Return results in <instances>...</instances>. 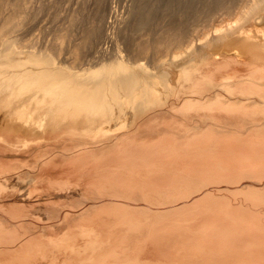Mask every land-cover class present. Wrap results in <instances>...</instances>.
<instances>
[{
    "label": "bare ground",
    "instance_id": "obj_1",
    "mask_svg": "<svg viewBox=\"0 0 264 264\" xmlns=\"http://www.w3.org/2000/svg\"><path fill=\"white\" fill-rule=\"evenodd\" d=\"M27 2L0 0V264H264V0H136L96 68L100 11L67 67L21 48Z\"/></svg>",
    "mask_w": 264,
    "mask_h": 264
},
{
    "label": "rangeland",
    "instance_id": "obj_2",
    "mask_svg": "<svg viewBox=\"0 0 264 264\" xmlns=\"http://www.w3.org/2000/svg\"><path fill=\"white\" fill-rule=\"evenodd\" d=\"M77 1H79V2H77ZM77 1L76 0H28L27 6H26V12H25V14L27 15V17L25 16L26 18H25L24 22L21 24L19 30L18 31H15V33H14V34L17 33V36H18V33H19V35L21 36V40L22 41L19 40L21 42V44H20L19 41H16V42L21 45V48L24 45L22 49H25L28 52L29 51L33 52V50L35 49L34 50L35 52H33V53H35L37 55L38 54L41 55V52L42 51H44V54H42V55L52 54L51 56H55L54 58H56V60L58 62H60V63H58L56 61L55 63L61 64L63 62V64H65V65L67 64V67H68V64L70 62H71L70 65H75L76 62H78V63H81L82 65L84 64L85 65V68H89V67L96 68V67L99 66V65H97V63L102 62L103 60L104 61L107 60L105 62L106 63L107 62L109 63V61L112 60L114 58V56H116L115 55V50H116V53H118V51H121V53L123 51H125V53L123 52V54L125 55L127 53L126 50H127V47L128 46H127L126 41H124L125 38H123L122 35H124V34L126 35V34H129L130 33L131 25H129V24H132L131 22L133 21L132 20L133 17L131 18V16H132L131 14H132V10L134 8L133 7L134 6L133 4L135 3V5H136V2H135L136 0H134V1L133 0H109V3H108V0H105L106 3L103 0L104 4H103V2H101V0H98V2L96 0L94 2V0H93L94 3L92 2V0H87V1L86 0H77ZM78 3L82 7V8H80L81 11H80V9H77V8L80 7L78 5ZM98 3L100 5L103 4L104 6L101 5L100 6L101 8L99 6H96V5H98ZM107 3H108V5H107ZM131 3H132V6H131ZM81 4H83V6ZM84 4H85V6H84ZM94 4H96V5L94 6ZM130 8H132V9H130ZM110 9L112 10V12H110ZM126 9L128 10L129 14H128V12H127ZM75 10L78 12V16H80L79 17L80 19L82 17L83 18L85 17L86 19L88 18V19H91V20H88V19L86 20L84 18L86 20V23H85V20L83 21V19L80 20L78 18V20L84 22L85 24L84 23L82 24L81 22L79 24L78 23L79 21L77 23L75 22L76 25L74 23V25H72L73 28L71 29L72 26L71 27L68 26V24H69L68 21H69V18L72 15H76V17H78L77 14H76V12H75ZM84 10H86L88 12V14H87L86 11L84 12ZM95 10L97 11V14H100L101 13L102 15H104L103 16L104 19H101L102 18V15L101 14L99 15V18L101 17L100 19L102 20V22L100 24L101 26L99 25V22H98L99 21V18H97V16H96L97 14L95 13L96 12ZM72 11L75 14L74 13L70 14ZM99 11H100V13H98ZM103 11L105 13H103ZM80 12H82V13H80ZM130 12H131V14H130ZM83 14H84V16H83ZM90 14L92 16L95 15L93 18L96 17L95 20H97L98 26H100V28L103 27V28H101V30L102 29L103 30L100 33V35L101 34H103V35L99 36L100 39H98L101 42L98 41V40L96 42V44L98 42H100L98 44H101V46H99V45H97V46H99L98 48L99 49L101 48V49L98 50V48H96L97 46L95 47L96 50L94 48H92L91 50H89V49L87 50V47H86V49H83V48H85L83 46L80 47V48H82L81 51L79 49H77V51L79 53L82 52L80 54L83 57H80V55L78 54V57L79 58H78V60L74 64V61H73L74 60V57H73V55H71V54H73V52H72L73 51V48L72 47L74 46V44L76 42H78L77 40H80V38H79L80 37L79 36L80 35V33H79L80 31L79 30L82 31V29H81L82 27H80V26H84V25L86 26L89 23V21H92L93 18H91L92 16H90ZM85 15H89V16H85ZM114 15H116V18H115ZM128 15H129L130 18L127 17ZM221 17L222 16H219L217 18V20H216L217 23L219 22V18H221ZM123 18H125V19L123 20ZM162 19H160V22H159V25H160L161 28H162V24H164V20H165V23L167 22V18H162ZM160 23H162V24H160ZM77 25H79L78 27L80 29H76V26ZM165 25L166 24H164L163 27ZM128 28H129V30H127ZM125 29H126L127 32L124 33ZM60 34H64L65 35L63 41H61L60 38L58 37ZM105 34H108V35L106 36ZM81 35H82V32H81ZM14 36H16V35H14ZM110 37L111 38H114V39H111ZM19 38L20 37H18V39ZM108 38H110L111 41L110 40L108 41L107 40ZM123 41L126 43V45L123 44L124 43ZM112 42L113 43L116 42L117 44L116 43L112 44ZM22 43H24V44L22 45ZM25 43H26V46L28 47V49L25 46ZM111 44H112V46H111ZM30 45H32L34 48L31 46L32 47V49H31ZM104 45L107 46V47H105ZM108 45H110V46H108ZM113 45H115V46H113ZM102 46H104V47H102ZM119 46H121V49H120ZM111 47H114L113 48L114 50ZM102 48H103V50L105 49L104 50L105 52L102 51ZM36 49H39V52L36 51ZM106 49H108L109 51H106ZM40 50H41V52H40ZM85 51L86 52L88 51L87 52L88 55H87V53ZM91 51L94 54V56L92 55L93 57H91V54L92 53L91 54L89 53ZM36 52H38V53H36ZM49 52H51V53H49ZM83 52L85 54H83ZM97 53L98 54L101 53L102 55L101 54L100 55H97ZM103 54H106V56L103 55ZM108 54H109V56L111 54V58L110 59L108 58ZM84 55H86V56H84ZM112 55H113V57H112ZM85 57H86V59H85ZM103 57H105V58H103ZM72 58H73V60H72ZM80 58H82V60ZM89 58H94L93 59V62L91 60H89ZM85 60L86 61L89 60L91 62H88L87 63ZM81 61H85L86 63L85 62L82 63ZM94 62H95V64H93ZM78 63L76 64L77 66L81 65V64H78ZM61 66H64V65H61Z\"/></svg>",
    "mask_w": 264,
    "mask_h": 264
}]
</instances>
